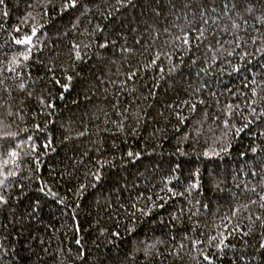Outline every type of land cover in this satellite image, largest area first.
Listing matches in <instances>:
<instances>
[{
  "label": "trees",
  "instance_id": "obj_1",
  "mask_svg": "<svg viewBox=\"0 0 264 264\" xmlns=\"http://www.w3.org/2000/svg\"><path fill=\"white\" fill-rule=\"evenodd\" d=\"M67 3L0 4V264H264V0Z\"/></svg>",
  "mask_w": 264,
  "mask_h": 264
},
{
  "label": "snow or ice",
  "instance_id": "obj_2",
  "mask_svg": "<svg viewBox=\"0 0 264 264\" xmlns=\"http://www.w3.org/2000/svg\"><path fill=\"white\" fill-rule=\"evenodd\" d=\"M3 2H4V0H0V4H3ZM76 2H77V0H68V3L65 5V7L66 8H68V7H75L76 6ZM4 15H7V13L5 12ZM200 35H203V30L202 29L200 30ZM30 40H31V38L30 37H27V38H25L23 40H17L16 43H18V44H25V43H29ZM184 43H188L187 37H185ZM77 58H79V53H77ZM25 59H27V56H25ZM21 87H23V85H21ZM253 95H255V93H253ZM11 154L12 155H15L14 152L11 153ZM129 155L131 156L132 153H129ZM193 187H196V185H193ZM0 202H6V201H4V198L2 196H0ZM77 243H79V241H77ZM221 243H223V241H221ZM260 247L261 248H264V244H261ZM205 259H208V258L205 257Z\"/></svg>",
  "mask_w": 264,
  "mask_h": 264
}]
</instances>
